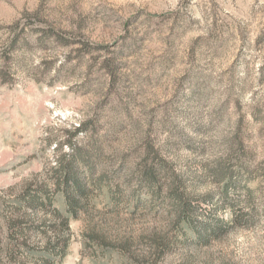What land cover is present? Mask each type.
<instances>
[{
	"label": "rangeland",
	"instance_id": "1",
	"mask_svg": "<svg viewBox=\"0 0 264 264\" xmlns=\"http://www.w3.org/2000/svg\"><path fill=\"white\" fill-rule=\"evenodd\" d=\"M0 264H264V0H0Z\"/></svg>",
	"mask_w": 264,
	"mask_h": 264
},
{
	"label": "trees",
	"instance_id": "2",
	"mask_svg": "<svg viewBox=\"0 0 264 264\" xmlns=\"http://www.w3.org/2000/svg\"><path fill=\"white\" fill-rule=\"evenodd\" d=\"M68 182H69V179H66V184H68ZM61 186L59 185V188H60ZM67 199H70V198H68L67 197Z\"/></svg>",
	"mask_w": 264,
	"mask_h": 264
}]
</instances>
